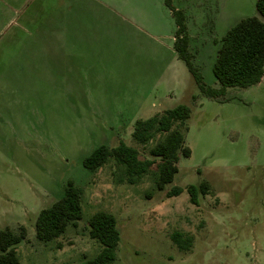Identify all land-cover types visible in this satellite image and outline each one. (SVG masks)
<instances>
[{"label":"rangeland","instance_id":"obj_1","mask_svg":"<svg viewBox=\"0 0 264 264\" xmlns=\"http://www.w3.org/2000/svg\"><path fill=\"white\" fill-rule=\"evenodd\" d=\"M141 2L126 13L115 6L131 0H0V231H25L15 246L22 264H77L100 251L88 220L106 212L120 233L116 264H264V76L217 100L200 95L176 56L174 26ZM255 3L171 0L206 85L218 86L212 66L230 27L264 21ZM178 105L190 108V155L163 192L152 171L130 185L113 161L83 167L96 148L120 142L150 158L161 137L135 144L134 122ZM67 182L81 190L82 218L40 243L35 220ZM202 182L208 193L193 205L186 189ZM174 186L182 193L167 198ZM175 232L192 238L189 251L172 243Z\"/></svg>","mask_w":264,"mask_h":264},{"label":"trees","instance_id":"obj_2","mask_svg":"<svg viewBox=\"0 0 264 264\" xmlns=\"http://www.w3.org/2000/svg\"><path fill=\"white\" fill-rule=\"evenodd\" d=\"M165 4L171 10L176 25L174 50L184 62L200 95L217 100L224 97L228 89H244L260 83L264 76V21L255 16L241 19L221 38L212 66L218 86L212 87L204 83L202 75L192 62L193 54L189 49L184 13L175 10L170 0H165ZM255 9L264 18V0H256ZM189 117L190 108L178 105L148 119L134 122L131 139L135 144L144 146L156 136L161 137L149 150L150 158L140 159L134 147L120 142L115 147L101 145L96 148L83 159V167L93 173L113 161L122 167L125 181L130 185L136 184L152 171L154 189L163 192L178 172L179 157L190 155L182 134L186 129L185 121ZM186 191L189 202L197 205L199 196L208 193V185L205 182L190 185ZM181 193L182 189L174 186L165 195L171 198ZM81 218V190L67 182L63 195L39 212L34 224L35 238L44 244L54 241L68 227H75ZM88 234L98 242L100 251L94 257L77 264H116L120 233L115 217L106 212L95 213L88 220ZM24 239L25 231L22 228L19 233H14L9 228L0 231V264H22L15 252V246ZM171 241L180 251H189L192 245L191 237H183L178 232L171 235Z\"/></svg>","mask_w":264,"mask_h":264},{"label":"crops","instance_id":"obj_3","mask_svg":"<svg viewBox=\"0 0 264 264\" xmlns=\"http://www.w3.org/2000/svg\"><path fill=\"white\" fill-rule=\"evenodd\" d=\"M117 3H119L120 1L122 2L123 0H115ZM151 2H152V4H153V7H154V10H158L160 13H165L166 14V20H167V22H168V24L171 26V25H173L174 27V31H176V25H175V22H174V18H173V16H172V12H171V10L166 6V4H165V0H150V4H151ZM131 3H133L132 4V6L131 5H129V8H127L126 6H124V5H117V6H115L116 8H115V12H126V13H128V12H130V13H132V12H139L140 11V9H138V8H140L141 6H142V2H141V0H131ZM170 3H171V0H170ZM172 6V5H171ZM134 7H138V8H134ZM174 9L175 10H180V9H178V7H174ZM181 11V10H180ZM170 19H173V24H172V21L170 20ZM139 25V24H138ZM235 25V24H234ZM233 25V26H234ZM231 28V27H230ZM189 37V36H188ZM171 41H172V43L174 44V41H175V34H174V36L172 37V39H171ZM174 48V47H173ZM176 56H177V54H176ZM177 58H178V56H177ZM179 59V58H178ZM180 60V59H179ZM182 61V60H181ZM183 62V61H182ZM157 113H160V112H157ZM157 113H155V114H157ZM154 114V115H155ZM153 116V115H152ZM151 116V117H152ZM148 118H150V117H148ZM148 118H146V119H148ZM137 120H139V119H137ZM141 120H145V119H141Z\"/></svg>","mask_w":264,"mask_h":264}]
</instances>
